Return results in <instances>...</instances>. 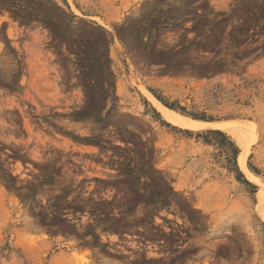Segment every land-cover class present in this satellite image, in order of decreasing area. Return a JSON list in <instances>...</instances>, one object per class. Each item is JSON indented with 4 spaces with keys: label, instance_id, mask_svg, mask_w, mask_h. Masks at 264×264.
Returning <instances> with one entry per match:
<instances>
[{
    "label": "rangeland",
    "instance_id": "rangeland-1",
    "mask_svg": "<svg viewBox=\"0 0 264 264\" xmlns=\"http://www.w3.org/2000/svg\"><path fill=\"white\" fill-rule=\"evenodd\" d=\"M140 86L264 184V0H0V264H264L244 147Z\"/></svg>",
    "mask_w": 264,
    "mask_h": 264
},
{
    "label": "bare ground",
    "instance_id": "bare-ground-1",
    "mask_svg": "<svg viewBox=\"0 0 264 264\" xmlns=\"http://www.w3.org/2000/svg\"><path fill=\"white\" fill-rule=\"evenodd\" d=\"M140 90L145 96L148 97L149 100L152 101L153 105L162 113L163 117L167 121L189 128H217L236 136L239 143L244 147L243 148L244 151H242L243 153L240 155L239 158V166L241 167V170L244 171L247 178L260 184L261 190L264 191V184L254 173H252L248 169L246 164V157L250 148V144H248L246 139L250 135H254L255 133L254 124L244 120L205 121V120L193 119L164 106L145 87L140 86ZM260 205L264 212V194L260 197Z\"/></svg>",
    "mask_w": 264,
    "mask_h": 264
}]
</instances>
